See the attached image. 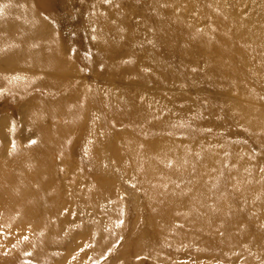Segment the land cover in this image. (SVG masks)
<instances>
[{
	"label": "rangeland",
	"instance_id": "obj_1",
	"mask_svg": "<svg viewBox=\"0 0 264 264\" xmlns=\"http://www.w3.org/2000/svg\"><path fill=\"white\" fill-rule=\"evenodd\" d=\"M0 4V264H264V0Z\"/></svg>",
	"mask_w": 264,
	"mask_h": 264
},
{
	"label": "bare ground",
	"instance_id": "obj_2",
	"mask_svg": "<svg viewBox=\"0 0 264 264\" xmlns=\"http://www.w3.org/2000/svg\"><path fill=\"white\" fill-rule=\"evenodd\" d=\"M2 2V1H1ZM3 3V2H2ZM1 5V4H0ZM18 20V19H17ZM21 20H19V23H20ZM17 23V22H16ZM18 24V23H17ZM23 24V23H22ZM21 24V25H22ZM21 27V26H20ZM18 27L17 29V34H18V30H20ZM22 28V27H21ZM26 28V27H24ZM28 29V28H27ZM29 30V29H28ZM27 30V31H28ZM14 31V30H13ZM30 32V31H28ZM1 33V32H0ZM16 33V32H15ZM3 34V33H1ZM0 34V35H1ZM28 34V33H27ZM15 35V34H14ZM23 35V33L21 34V36ZM13 35H11L12 37ZM20 36V35H19ZM10 37V38H11ZM9 38V39H10ZM13 38V37H12ZM15 39V38H14ZM24 39V37H23ZM22 39V41H23ZM6 41V40H4ZM3 41V42H4ZM10 41V40H8ZM13 41V40H12ZM17 41V40H16ZM25 41H26V38H25ZM19 42V45L20 42ZM16 42V43H18ZM6 43V42H5ZM8 43V42H7ZM13 44L15 42H12ZM12 43H9V44H12ZM24 43V42H23ZM23 45V44H22ZM21 45V46H22ZM5 46H8L5 45ZM9 47V46H8ZM25 48V47H24ZM5 50V49H4ZM16 50V49H15ZM25 51V50H24ZM5 52V51H4ZM25 53V52H24ZM7 54V53H6ZM26 54V53H25ZM9 55V54H8ZM11 55V54H10ZM16 55V54H15ZM12 57H15L14 55ZM7 60V59H6ZM9 60V59H8ZM9 63V62H8ZM11 75V74H10ZM13 75V74H12ZM14 77V76H13ZM12 78V77H10ZM16 78V77H14ZM207 211H201L203 214L207 212L208 216L206 215L204 218L201 217V212H193V215L192 216H195V217H198V218H202L203 219V222H202V226H203V229L206 230V232L208 230H212L211 228L212 227H217V229H223L221 231H223L224 233H220V234H215L216 236L213 235V233L211 232V245L217 249V251L219 252V250L221 249L220 247L224 245V243L226 244V241H230V239L232 238H240V235H244L246 234L245 232H261L263 229H264V225L258 227V228H249L247 227V224L244 222L245 218H247L245 215H238V214H234L232 211L231 213L228 211V210H225L223 209L222 207H219L218 205H215V206H208V207H205ZM244 219V220H242ZM232 225H235V227H237L236 229H238L241 234H238V236H231L232 232H231V229H228V228H231ZM233 227V226H232ZM226 229V230H225ZM226 231V232H225ZM203 232V231H202ZM238 233V232H237ZM194 234V233H193ZM248 234V233H247ZM250 235V234H249ZM259 235V234H258ZM207 236H210L207 235ZM246 236V235H245ZM251 236V235H250ZM243 238H245L244 236H242ZM252 237V236H251ZM260 237V236H259ZM202 241H205V243L208 242V239L207 237H205L204 235L202 237H199ZM258 242V241H257ZM220 245V246H219ZM204 250V249H203ZM209 251V250H208ZM216 251V250H215ZM222 251V250H221ZM224 252V251H223ZM228 254V253H227ZM224 256V255H223ZM252 258V256H250ZM209 258V257H208ZM227 258V257H226ZM250 264H251V259H250Z\"/></svg>",
	"mask_w": 264,
	"mask_h": 264
},
{
	"label": "snow or ice",
	"instance_id": "obj_3",
	"mask_svg": "<svg viewBox=\"0 0 264 264\" xmlns=\"http://www.w3.org/2000/svg\"><path fill=\"white\" fill-rule=\"evenodd\" d=\"M34 143V142H33Z\"/></svg>",
	"mask_w": 264,
	"mask_h": 264
}]
</instances>
